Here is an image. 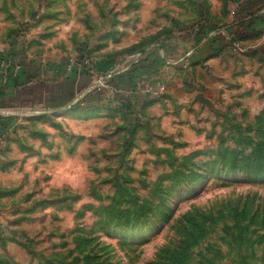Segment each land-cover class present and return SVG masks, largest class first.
<instances>
[{"label": "rangeland", "instance_id": "rangeland-1", "mask_svg": "<svg viewBox=\"0 0 264 264\" xmlns=\"http://www.w3.org/2000/svg\"><path fill=\"white\" fill-rule=\"evenodd\" d=\"M252 2L0 0V54L14 55L11 47L28 33L30 17L58 4L71 5L70 12L96 27L121 22L127 28L149 19L167 26L148 49L161 47L166 34L208 43L212 36L203 35L201 25L218 28L212 33L222 35L220 43L231 42L184 73L178 86L183 102L178 109L172 104L169 121L136 115L125 100L62 118L64 113L0 111L16 120L9 132L20 138L7 144L14 150L9 161L17 163L0 168V177L11 171L4 175L14 181L9 203L19 219L20 247L11 259L264 264V22L257 20L264 8L242 10ZM10 10L18 27L6 26ZM248 21L251 28H237ZM232 28L245 36L229 34ZM90 77L92 85L96 77ZM164 92L154 98L162 100ZM1 148L0 161L6 146Z\"/></svg>", "mask_w": 264, "mask_h": 264}, {"label": "crops", "instance_id": "crops-1", "mask_svg": "<svg viewBox=\"0 0 264 264\" xmlns=\"http://www.w3.org/2000/svg\"><path fill=\"white\" fill-rule=\"evenodd\" d=\"M252 4L242 5V10L248 12L264 8V0H255ZM70 9L71 5L58 4L56 9L36 13L35 17H30L32 24L28 33L18 36V42L11 47L14 55L7 52L0 54L1 112L34 110L64 113L62 118L78 114L76 109L83 113L97 112L99 108L111 109L118 100H125L131 104V111L136 115L154 114L169 121L174 114L172 104L176 101L178 109L179 101L183 102L178 86H182L184 73L191 67L198 70L202 62L210 61L214 55L229 47L209 42H201L197 46L195 35L170 37L166 34L159 42L160 48L148 49L151 46H145L151 44L153 35L159 30H167V26L153 25L152 19H149L141 25L129 24L127 28L120 26L121 22L96 27L84 20L82 15L75 16ZM17 16V13L10 14L6 26L18 27ZM234 30L232 28L231 32ZM144 47L146 49H142ZM75 54L79 57L69 64ZM4 66H10L13 72H3ZM90 69L117 75L105 90L92 91L95 99L88 95L80 107L72 108L76 101L90 93V74L81 73ZM158 85L166 94L162 100L154 98ZM15 121L0 117L1 149L6 146L1 152L4 158L2 156L0 168L3 171L17 163L9 161L14 150L7 147L9 142L20 141L17 133L9 132L10 125L16 124ZM3 175L0 177V264H18L11 259L15 249L20 247L19 219L12 215L9 203V188L14 181Z\"/></svg>", "mask_w": 264, "mask_h": 264}, {"label": "trees", "instance_id": "trees-1", "mask_svg": "<svg viewBox=\"0 0 264 264\" xmlns=\"http://www.w3.org/2000/svg\"><path fill=\"white\" fill-rule=\"evenodd\" d=\"M257 20H259V22L260 23H263L264 22V13L262 14V15H259L258 17H257ZM252 21H248V22H245V23H240L238 26L241 28V26H242V28L244 27V28H246V29H248V28H251V26H253L252 25V23H251ZM203 26L201 25V27L199 28V29H203L204 30V33H203V35L205 34H207L208 33V31H212V30H214V29H218V28H213V26L212 27H205L204 26V28H202ZM202 30V31H203ZM243 30H245V29H243ZM229 34H231V35H233L234 37H239L238 39L240 40V38H242V37H244L245 35H244V33H242L241 31L240 32H238V33H235V32H228ZM222 37V35H216L214 38H212V39H209L207 42H209V43H213V45H217V46H219L220 44H222V43H220L219 42V39ZM198 40L200 39V37L198 36V38H197ZM231 42H223V44L222 45H228V44H230ZM222 45H220V46H222ZM80 52H83L82 50H80ZM78 57H79V55H78ZM77 57V58H78ZM81 58V57H80ZM162 60V59H161ZM7 71L8 72H10V73H12L13 72V69L9 66V68L7 69ZM81 73H86V74H89L88 73V71H86V70H82L81 71ZM92 94V92H90L89 94H87L86 96H84V97H82L80 100H78L73 106H72V108H74V107H76V106H79L80 107V104L81 103H84V102H86V98H87V96L88 95H90L89 96V98H92L93 97V99H95L96 97H94L93 95H91Z\"/></svg>", "mask_w": 264, "mask_h": 264}, {"label": "built area", "instance_id": "built-area-1", "mask_svg": "<svg viewBox=\"0 0 264 264\" xmlns=\"http://www.w3.org/2000/svg\"><path fill=\"white\" fill-rule=\"evenodd\" d=\"M215 30L216 29H214L212 31H208V33L206 34V37L212 36V37H210L212 39L216 35H219L220 33H212ZM207 39H209V38H206L205 40H207ZM157 47L160 48L159 46H157ZM161 59H163L162 55H161ZM90 75H93L94 77H96V78H94L95 82L89 88V92H92V91H102V90L106 89L109 81L112 80L117 74H103L102 72L99 73L97 71L90 70ZM156 90H158L157 92H155L156 96H158L159 93L163 92V88L159 87V86L156 88Z\"/></svg>", "mask_w": 264, "mask_h": 264}]
</instances>
